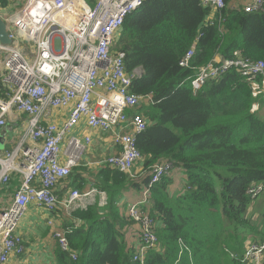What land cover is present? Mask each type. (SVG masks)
Wrapping results in <instances>:
<instances>
[{"label": "trees", "instance_id": "trees-1", "mask_svg": "<svg viewBox=\"0 0 264 264\" xmlns=\"http://www.w3.org/2000/svg\"><path fill=\"white\" fill-rule=\"evenodd\" d=\"M223 1L227 6L232 0ZM7 4L0 0L1 8ZM221 14L218 28L206 22L210 10L201 0H144L125 18L117 38L115 49L125 53L126 71L140 70L131 91L152 98L137 108L147 121L136 140L140 165L149 176L154 165L170 163L186 178L184 191L174 197L167 193L166 176L151 189L146 212L157 245L147 252L145 264H250L242 261L246 248L264 242V212L260 228L247 217L254 201L247 189L264 182V120L253 107V83L230 69L193 92L194 70L179 67L190 47L192 67L216 55L264 62V11L226 8ZM261 81L256 79L259 86ZM0 88L5 90L1 82ZM69 177L60 183L78 189L67 185ZM134 182L113 168L98 172L95 189L105 193L107 205L71 213L80 221L79 226L65 224L73 227L68 241L77 259L58 247L57 264H135L124 232L134 222L117 208Z\"/></svg>", "mask_w": 264, "mask_h": 264}, {"label": "built area", "instance_id": "built-area-1", "mask_svg": "<svg viewBox=\"0 0 264 264\" xmlns=\"http://www.w3.org/2000/svg\"><path fill=\"white\" fill-rule=\"evenodd\" d=\"M143 1L27 0L14 16L0 17L12 41L9 47L0 45V52L4 53L0 81L5 85V90L0 89V131L13 109L25 114L27 121L17 146L0 156V187L8 183L13 172L21 176L11 203L0 210V264H8L10 257L24 253L16 228L29 204L34 203L49 214L63 209L69 215L76 204L93 195L94 191H73L67 200L59 203L51 192L77 166L91 145L90 136H68L74 129L84 126V133L91 135L93 131L108 136L115 152L105 159L104 166L134 177V166L141 160L136 140L147 125L146 119L134 110L142 103H151L152 98L131 91L132 81L140 75V70L128 73L125 53L116 50L115 45L125 18ZM201 5L210 10L206 22L219 28L221 11L229 6L223 0H201ZM243 10L263 12L264 0H250ZM20 41L32 47L23 49ZM26 51L31 53V59L25 58ZM194 55V47H190L179 61L180 68L194 70L190 80L193 92L205 82L235 69L253 83V96L261 93L262 60L236 54L232 59L192 67ZM256 79L262 80L260 86ZM55 110H70L68 119L60 125L49 122ZM170 170V163L154 165L141 200L127 210L128 217L141 226L139 246L132 256L135 264H145L147 252L157 245L152 221L143 207L150 202V188ZM263 192L264 182L253 183L247 189L251 199ZM47 225L55 228L54 220H47ZM71 231V227L55 229L52 237L60 251L75 260L76 254L69 249L66 236ZM242 261L264 264V242L249 245Z\"/></svg>", "mask_w": 264, "mask_h": 264}, {"label": "crops", "instance_id": "crops-1", "mask_svg": "<svg viewBox=\"0 0 264 264\" xmlns=\"http://www.w3.org/2000/svg\"><path fill=\"white\" fill-rule=\"evenodd\" d=\"M26 1L27 0H7V6L5 8L0 7V16L15 14L23 8ZM249 2L250 0H232L228 6L230 9H239L243 8ZM3 56L4 54L0 52V62L2 61ZM214 60L218 62L221 60V57L216 55ZM0 94H2L1 90ZM134 111H137V109ZM66 115L67 112L65 111L63 113L55 112L52 115L51 120L54 119V121H60L61 119L63 120ZM26 126V116L17 113L16 111H12L6 117V126L0 131V155L5 151L14 149L17 140L21 134L24 133ZM90 133L92 135V144L90 145L88 151L84 154L79 167L73 169L69 179L67 180V185H69L71 189H81L79 191L95 189L98 172L102 168H106V166L100 164V162L115 152L114 148L111 146L110 138L108 136H104L93 131H90ZM84 134L83 126L80 135ZM138 165L139 170L137 169ZM138 165L134 170L137 175L134 185L127 186L117 203L119 214L124 216V218L127 208L139 201L142 185L145 183V178H148V175L142 165ZM166 178L169 180V185L167 186V193L169 196L174 197L184 191L186 178L184 171L181 168L174 167ZM19 182L20 177L14 174L11 177L10 185L6 188H0V210L7 207L11 203L12 195L18 188ZM70 191L71 190H69L68 187H64L61 183H59L55 190V194L58 200H62ZM103 194L105 195V193ZM93 199L96 202L95 204L99 207L97 202H99L100 196L96 195ZM67 215L68 214L62 209H58L56 214L52 216L55 218V227L66 226L76 220L75 218L73 220L68 219ZM49 219H51V215L36 206H30L26 210V213L21 219L16 230V233L22 238L24 253L20 256L10 257L8 264H57L55 254L58 245L52 237V229L47 225V220ZM124 232L127 245L133 250H136L139 246V226L135 223H128L124 228Z\"/></svg>", "mask_w": 264, "mask_h": 264}, {"label": "bare ground", "instance_id": "bare-ground-1", "mask_svg": "<svg viewBox=\"0 0 264 264\" xmlns=\"http://www.w3.org/2000/svg\"><path fill=\"white\" fill-rule=\"evenodd\" d=\"M12 15H15V14H12ZM9 16V15H8ZM7 24V23H6ZM7 38H8V31H7ZM9 39V38H8ZM10 40V39H9ZM11 41V40H10ZM0 45H2V46H4V47H9V46H11L12 45V41H11V43L9 44V45H3V44H1L0 43ZM20 45V44H19ZM4 54V53H3ZM4 57V56H3ZM25 58L26 59H31V53H30V55H29V57H28V55H27V53L25 52ZM1 83H2V81H1ZM2 85H4V84H2ZM4 88H5V85H4ZM12 111H16V110H11L10 112H9V114L12 112ZM67 112V115H66V117L62 120H60V121H54V119H52L51 120V117H52V115L55 113V112H61V113H63V112ZM69 112H70V110H55L54 112H52V115H51V117L49 118V122H51V123H55V124H57V125H60L61 123H63V122H65L67 119H68V115H69ZM18 113V112H17ZM8 114V115H9ZM20 114H22V113H20ZM7 115V116H8ZM22 115H24L25 116V114H22ZM81 131H82V129H79V127L78 128H76V129H74L68 136H76V137H83V136H90L91 137V144H92V135H89L88 133H85L84 135H80L81 134ZM142 133V132H141ZM140 133V134H141ZM23 136V134H21V136L20 137H22ZM17 143H18V141H17ZM17 143H16V145H15V147L17 146ZM14 147V148H15ZM12 150H10V151H5V152H11ZM139 151V150H138ZM4 152V153H5ZM3 153V154H4ZM140 153V152H139ZM3 154H1L0 156H2ZM141 155V154H140ZM111 155H109L108 157H106L105 159H107V158H109ZM105 159L102 161V162H100V164H102V165H104V161H105ZM63 161V160H62ZM81 161L82 160H80L79 162H78V164H77V166H75V167H73L72 169H71V171H70V173H69V175L66 177V178H68L70 175H71V173H72V171H73V169H75V168H77V167H79V165H80V163H81ZM141 163V160L139 161V162H137L136 163V165L134 166V169H135V167L138 165V164H140ZM152 169V168H151ZM151 169H150V171H151ZM173 169V166L171 165V170ZM171 170L169 171V173L167 174V175H165V176H168L169 174H170V172H171ZM120 172V171H119ZM123 173V172H122ZM18 175L19 177H20V180H21V176H20V174L19 173H17V172H13L12 174H11V176H10V179H9V181H8V183L6 184V185H4V186H1L0 188H6V187H8L9 186V184H10V181H11V177H12V175ZM134 177L133 178H131V179H133V180H136V178H137V175H136V173L134 172ZM149 175H150V173H149ZM66 178H64V179H66ZM130 178V177H129ZM150 178V177H149ZM64 179H61V180H59L58 181V183L56 184V186L54 187V188H52L51 189V192H52V194H53V196L55 197V199H56V201L57 202H63V201H65V200H67L68 199V197H69V195L71 194V192H73V191H78V192H81V193H86V192H89V191H94V193H93V195L89 198V199H87V200H85L84 202H82L81 204H76V207L69 213V215H67L68 216V219H74V218H72L71 217V213L73 212V211H76L77 209H79V210H86L90 205H94L96 202L94 201V197L96 196V195H99L100 196V199H99V202H97V204H99V206L100 207H105L106 205H107V197H105V195H100L99 193V191L98 190H95V189H90V190H84V191H79V190H71L67 195H66V197L65 198H63L62 200H58V198H57V196H56V194H55V190H56V188H57V186L59 185V183L62 181V180H64ZM148 183H149V181H148ZM158 183V182H157ZM156 183V184H157ZM148 185V184H147ZM147 185L145 186H142V189H141V193H142V191H143V188L144 187H147ZM155 185V184H154ZM153 185V186H154ZM19 186H20V182H19ZM19 186H18V188L14 191V193H13V195H12V199H13V196L15 195V193H16V191H18V189H19ZM152 186V187H153ZM152 187L150 188V196H151V189H152ZM140 193V199H139V201L141 200V194ZM101 203H104L102 206H101ZM30 206H35V204L34 203H32V204H29L28 206H27V208H26V210L30 207ZM151 206V200H150V202H149V204L148 205H146V206H144L143 207V210L146 212V209H149V207ZM37 207V206H36ZM37 208H40V207H37ZM129 208V207H128ZM128 208H127V210H128ZM40 209H42V210H44V211H46L45 209H43V208H40ZM58 210V209H57ZM56 210V211H57ZM63 210V209H62ZM127 210H126V212H127ZM56 211L55 212H53V213H50V215H51V217L54 215V214H56ZM64 211V210H63ZM47 212V211H46ZM65 212V211H64ZM48 213V212H47ZM146 213H148V211L146 212ZM49 214V213H48ZM128 215V214H127ZM149 217V216H148ZM52 220H54V218H51ZM132 220V219H131ZM135 224H137L138 226H139V230H140V232H139V241H140V234H141V226H140V224L138 223V222H135L134 220H132ZM20 223V222H19ZM71 224H74V225H76V226H78V225H80V221L79 220H75L74 222H71ZM66 227H71V226H66ZM17 228H18V226H17ZM17 228H16V230H17ZM51 228V227H50ZM61 229V228H65V227H63V226H60V227H55V228H51L52 229V232H53V230H55V229ZM72 228V231H73V227H71ZM72 231H71V233H72ZM152 231H153V233L155 234V231H154V225H153V222H152ZM71 233H69V234H71ZM69 234H67L66 236H67V239H68V235ZM155 236H156V234H155ZM156 238H157V236H156ZM69 242V241H68ZM71 258V257H70ZM76 259H77V256H76ZM75 259V260H76Z\"/></svg>", "mask_w": 264, "mask_h": 264}, {"label": "rangeland", "instance_id": "rangeland-1", "mask_svg": "<svg viewBox=\"0 0 264 264\" xmlns=\"http://www.w3.org/2000/svg\"><path fill=\"white\" fill-rule=\"evenodd\" d=\"M14 15H9V16H0L1 18L5 19V18H10ZM20 46L23 49H28L29 47H32L31 44H24L20 41ZM27 55L29 57L30 52H27ZM256 101L253 104V107L255 108V111L258 112L259 117L261 119L264 120V87L261 90V93L258 94H254L253 96ZM262 98V101H257L259 98ZM83 126H80V129H82ZM84 131L86 132V129H84ZM137 169L139 170V165L137 166ZM135 170V169H134ZM135 172V171H134ZM138 172V171H136ZM146 173L148 174V171H146ZM264 212V192L261 193L257 198L254 199V201L251 202V204L249 205V210L247 212V217L250 218L251 223L257 227L260 228L262 226V221L260 220L261 214ZM53 218V217H51ZM55 219V218H54ZM249 242H244L245 246L248 244Z\"/></svg>", "mask_w": 264, "mask_h": 264}, {"label": "water", "instance_id": "water-1", "mask_svg": "<svg viewBox=\"0 0 264 264\" xmlns=\"http://www.w3.org/2000/svg\"><path fill=\"white\" fill-rule=\"evenodd\" d=\"M0 43L3 45H9L11 41L7 38V31L5 22L0 18Z\"/></svg>", "mask_w": 264, "mask_h": 264}]
</instances>
